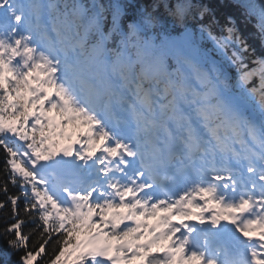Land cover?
<instances>
[{
	"label": "snow or ice",
	"instance_id": "obj_1",
	"mask_svg": "<svg viewBox=\"0 0 264 264\" xmlns=\"http://www.w3.org/2000/svg\"><path fill=\"white\" fill-rule=\"evenodd\" d=\"M241 21L264 48V0H0L19 264H264V51Z\"/></svg>",
	"mask_w": 264,
	"mask_h": 264
},
{
	"label": "trees",
	"instance_id": "obj_2",
	"mask_svg": "<svg viewBox=\"0 0 264 264\" xmlns=\"http://www.w3.org/2000/svg\"><path fill=\"white\" fill-rule=\"evenodd\" d=\"M208 2L213 5H223L225 3V0L224 1L208 0ZM240 24L244 25L245 29L243 30H246V34H251L254 32V28L252 27L251 23L245 24L243 21H241ZM249 43L252 44L253 47L256 48L257 52L264 51V48L261 47L259 39L256 38L255 35L249 40ZM3 182H4L3 154L0 153V201L7 200V197L5 196L3 189H2ZM8 188H9V192H8L9 195H15L19 191L17 188L13 187L11 184L8 185ZM22 207L23 205L21 203V208ZM21 216L23 217V212H21ZM9 219H10V206L9 208H6L3 211H0V229H2L5 226V222ZM33 228H34V225H32L31 223H28L24 231L26 233H29L31 232ZM6 239H7L6 237L0 236V264H19V256L22 255L23 253L20 251H16L14 249L8 248ZM33 239H35V237H33ZM41 264H44V262L41 261Z\"/></svg>",
	"mask_w": 264,
	"mask_h": 264
}]
</instances>
